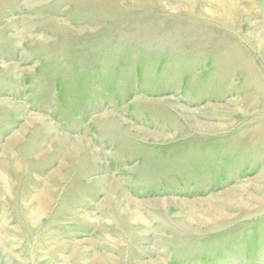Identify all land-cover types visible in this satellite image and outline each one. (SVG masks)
I'll return each mask as SVG.
<instances>
[{
    "label": "rangeland",
    "instance_id": "rangeland-1",
    "mask_svg": "<svg viewBox=\"0 0 264 264\" xmlns=\"http://www.w3.org/2000/svg\"><path fill=\"white\" fill-rule=\"evenodd\" d=\"M5 122L0 264H264V0H0Z\"/></svg>",
    "mask_w": 264,
    "mask_h": 264
},
{
    "label": "crops",
    "instance_id": "crops-1",
    "mask_svg": "<svg viewBox=\"0 0 264 264\" xmlns=\"http://www.w3.org/2000/svg\"><path fill=\"white\" fill-rule=\"evenodd\" d=\"M5 123H9V122H5ZM8 127L13 128L15 126L12 127V125L10 123L8 125L4 124V126L1 124L0 125V135L2 134V129H4L5 131H7L6 133H8V131L10 130Z\"/></svg>",
    "mask_w": 264,
    "mask_h": 264
}]
</instances>
